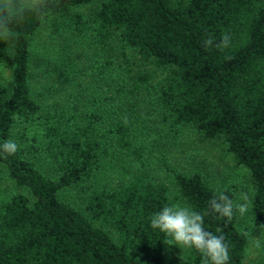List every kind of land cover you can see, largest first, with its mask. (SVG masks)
I'll return each mask as SVG.
<instances>
[{
	"label": "trees",
	"instance_id": "trees-1",
	"mask_svg": "<svg viewBox=\"0 0 264 264\" xmlns=\"http://www.w3.org/2000/svg\"><path fill=\"white\" fill-rule=\"evenodd\" d=\"M91 1L47 0L41 12L13 20L17 36L10 44L0 40V63L10 75L6 84L0 80V145H18L13 155L0 149V164L29 193L0 200V264H168L161 251L173 245L150 227V218L173 204L207 212L204 228L224 235L227 264H242L251 231L264 224V0H99L89 17L76 14L69 24L74 37H88L103 51L116 35L164 71L156 88L148 73L132 74V90L152 91L172 124L220 142L234 166L245 170L243 191L251 203L242 225L237 211L228 220L209 208L220 193L236 203L234 185L216 186L199 171L166 167L171 195L148 176L128 124L107 112L98 135L99 114L84 121L73 108L43 104L33 95L34 34L48 16ZM225 33L230 45L218 48ZM210 37L213 45L206 47ZM102 138L125 157L119 170L129 178L113 187L95 183ZM200 262V253L180 248L181 264Z\"/></svg>",
	"mask_w": 264,
	"mask_h": 264
},
{
	"label": "rangeland",
	"instance_id": "rangeland-1",
	"mask_svg": "<svg viewBox=\"0 0 264 264\" xmlns=\"http://www.w3.org/2000/svg\"><path fill=\"white\" fill-rule=\"evenodd\" d=\"M99 0L72 8L62 16H48L31 41L29 83L33 95L43 104L55 103L76 110L87 120L88 114H99V134L109 117H117L132 129L134 143L143 151L144 168L154 182H162L174 194L170 175L165 168L185 173L201 172L216 186L234 185L236 203L247 185L243 168L235 167L230 153L218 141L203 140L188 126L174 125L154 101L152 91L132 90L130 76L148 73L150 86L156 88L164 74L160 68L142 61L132 49L122 46L114 35L107 41V51L99 49L88 37H74L69 30L71 18L89 17ZM0 80L10 81L9 71L0 63ZM101 167L95 175L98 186L113 187L128 180L119 166L125 157L104 143ZM42 171L47 173L45 167ZM49 174V173H48ZM29 198L27 189L17 187L0 164V200L13 194ZM246 213L239 215V224ZM264 225V224H263ZM254 239L260 240L257 247ZM168 264L180 263V248L173 245L161 251ZM242 264H264V230L251 231L242 254Z\"/></svg>",
	"mask_w": 264,
	"mask_h": 264
},
{
	"label": "clouds",
	"instance_id": "clouds-1",
	"mask_svg": "<svg viewBox=\"0 0 264 264\" xmlns=\"http://www.w3.org/2000/svg\"><path fill=\"white\" fill-rule=\"evenodd\" d=\"M47 0H0V40L10 44L17 36V33L10 27L13 20H18L28 11L41 12L46 7ZM231 37L225 33L218 48H227L230 45ZM205 46L213 45V38H208ZM10 48H5L9 52ZM0 149L7 155H13L18 150V145L13 140H6ZM240 199L243 203H234L224 193L209 201V208L219 217L231 220L234 210L241 216L248 212L250 200L246 193H242ZM207 212L199 213L188 206L173 204L164 206L160 211L154 213L150 218V227L158 230L166 237L168 245H175L179 248L194 249L201 256L200 264H227L229 250L224 235H214L204 228V216ZM264 230V225L260 226ZM217 232L222 233L221 228ZM257 247L260 240L254 239Z\"/></svg>",
	"mask_w": 264,
	"mask_h": 264
}]
</instances>
